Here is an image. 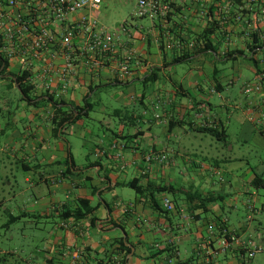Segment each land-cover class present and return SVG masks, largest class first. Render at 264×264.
Wrapping results in <instances>:
<instances>
[{
	"label": "crops",
	"instance_id": "obj_1",
	"mask_svg": "<svg viewBox=\"0 0 264 264\" xmlns=\"http://www.w3.org/2000/svg\"><path fill=\"white\" fill-rule=\"evenodd\" d=\"M253 12L255 18L251 12L244 18L263 33L264 1ZM203 21L174 12L167 25L173 31L164 38L174 40L176 31L196 33ZM149 27L114 31L116 55L131 49L144 64L135 62L125 81L115 83L105 70L97 78L84 72L64 98L80 106L89 85H122L125 91L111 97L143 116L135 125L121 120L97 135L78 120L55 131L50 104H34L40 97L20 100L14 110L0 107L6 116L0 123V164L20 161L32 173L24 178L31 191L16 220L53 222L42 248L30 252L29 264H264V193L253 183L264 177V161L251 164L245 154L229 153L235 143L264 146V38L259 37L262 47L251 50L246 25L216 31L213 49L192 54L184 60L189 67L178 69L182 61L162 58L160 37L156 40ZM15 68L9 63L0 74V88L12 95L18 91L10 80ZM152 70L154 80L145 82ZM255 81L260 90L245 93L246 83ZM97 91L88 94L92 111L111 115L116 108L108 111ZM16 116L24 122L21 129L14 125ZM203 128L222 133V138L211 134L213 153L204 149ZM70 134L83 141L79 162ZM219 142L226 152L217 149ZM151 150L165 154L166 162L146 161ZM204 197L211 198L205 205ZM164 198L172 210L163 207ZM89 207H94L90 214L80 215V208ZM221 226L249 245L213 255ZM253 247L256 252L248 257ZM14 254L0 250V261L7 264Z\"/></svg>",
	"mask_w": 264,
	"mask_h": 264
},
{
	"label": "built area",
	"instance_id": "obj_2",
	"mask_svg": "<svg viewBox=\"0 0 264 264\" xmlns=\"http://www.w3.org/2000/svg\"><path fill=\"white\" fill-rule=\"evenodd\" d=\"M264 0H136L134 16L150 20L149 33L159 37V29L168 24V16L177 12L181 17L204 18L203 26H214L216 31L242 29L247 33L258 32L255 25L244 18ZM102 0H0V53L7 64L15 65V74H25L31 91L47 92L54 98L64 99L70 86L78 82L84 72L97 78L102 71L118 81H125L136 62L142 60L133 50L117 56L114 43L118 36L102 25L95 12ZM181 40H165V46L193 52L201 46L197 34ZM144 65V64H143ZM260 90L258 81L248 82L244 92ZM160 119L159 114L154 115ZM146 161L166 162L163 153L148 151ZM163 207L172 210L169 199H163ZM221 235L213 255L232 251L245 243L234 232L221 226ZM256 247L248 252L253 257Z\"/></svg>",
	"mask_w": 264,
	"mask_h": 264
},
{
	"label": "rangeland",
	"instance_id": "obj_3",
	"mask_svg": "<svg viewBox=\"0 0 264 264\" xmlns=\"http://www.w3.org/2000/svg\"><path fill=\"white\" fill-rule=\"evenodd\" d=\"M135 5L136 0H102L98 10L99 21L112 32H120L122 26L131 30L141 26H149V19L134 16ZM229 65L231 64L229 63ZM175 66L178 69H186L189 67V62L182 61ZM125 89L122 85L103 87L98 89L95 97H101L106 102V106L110 108H107L108 111L112 108H121V105L111 97V94L116 91H125ZM14 92L15 94L12 95L0 88V107H8L12 110L16 108V103L21 101L18 91ZM6 100L10 102L7 105H5ZM21 106L19 105V108ZM120 117L110 114L100 115L90 111L87 116H82L79 121L91 133L102 135L109 133L105 129L106 126L109 125L110 128H115L121 121ZM4 118H6L5 114L0 113V123ZM23 124L24 122L19 121L16 116L14 125L21 129ZM90 135L86 134V139H89ZM204 135L205 137L202 138L204 149L206 152L213 153L215 148L210 146V143L215 139L210 133H204ZM67 138L71 142L72 152L79 162L83 157L82 138L76 134L67 135ZM222 148L224 152L227 151L223 146V142H219L217 149ZM229 153L232 157H237L240 153H243L251 164L257 163L259 159L264 161V146L254 147L252 144L235 143L233 150ZM28 174L32 173L23 169L20 161L14 162L12 166L0 164V250H11L15 253L8 257L7 264H29L31 261L30 252L36 248H42L43 240L48 237V231L53 223L45 219H42L41 222H31L28 216H21L16 221L7 222L11 215L17 216L27 203L29 191L31 190L24 178ZM8 182H11V184L7 185ZM259 191L261 194L264 193V186L260 187ZM55 220L57 219L55 218ZM0 264H4V262L0 261Z\"/></svg>",
	"mask_w": 264,
	"mask_h": 264
},
{
	"label": "trees",
	"instance_id": "obj_4",
	"mask_svg": "<svg viewBox=\"0 0 264 264\" xmlns=\"http://www.w3.org/2000/svg\"><path fill=\"white\" fill-rule=\"evenodd\" d=\"M254 14V18H255V13L251 12ZM172 17L171 14H169L168 16V21H171ZM177 23V21H175ZM168 25V24H167ZM173 31V27L172 28H168L167 26L164 27L163 29H159V37H160V44H159V49L162 55L163 59L166 58H170L171 62H179V61H184L188 58H190L192 56V54H200V53H204L207 49H213V41L211 40V36L213 34H215L216 29L214 26L208 27H201L199 29L198 32L193 34H197L198 38H199V42L200 45L199 47H197L196 50H194L193 52H189V51H185V50H179L177 49L176 45H173L171 48H167L165 46V40L166 38L165 35H167L166 31L169 30ZM193 34H191L190 32L188 33H182V32H178L176 31L174 34V39L175 38H180L181 40L185 41L184 39H186L187 37H191L193 36ZM259 35L256 32H253L250 35V39L248 40V47L249 49L253 50L254 48H260L263 46V44H261ZM4 62V66L2 68V70L0 71V74L4 73V70L7 66V61L6 59L3 57V55L0 53V67L2 66ZM150 76H152L150 78ZM154 71L152 70L150 72V74L144 78V81H150V80H154ZM11 81H14V83H16L20 90L22 91V94L19 92V99L20 100H26L27 102H29L31 99H37V98H41L39 101H36L34 104L37 103H48L50 104L51 108H52V114H51V122L53 125V128L55 129V131H57L59 128H63L66 126H69L70 124L75 123L76 121L80 120L82 118V116H87L89 114L90 111H92L94 103L92 102L91 97H88V94L91 91H96L100 88L103 87H107L109 85H111V82L109 84H97V85H89L88 86V90L87 93L85 95V100L83 102V104H81L80 106L77 105H73L71 102H67L66 100L62 99V98H54V96L50 93L47 92H41V93H36V92H32L31 91V86L30 84H28L25 81V74L19 75V74H15L14 75V80L10 79ZM120 81L116 80L115 83H118ZM26 96V98H24V96ZM45 97H48L47 99ZM76 112V113H75ZM112 116H118L121 118V120L125 121L126 123H130L135 125L136 122L138 121L139 117L140 119L143 118V116L141 114H138L136 116L133 115L132 111H128L126 110L125 107H121V108H116L112 111L111 113ZM203 131H206L212 135H215L218 138H222V133L220 131L215 130L214 128H203ZM253 183L256 186H264V177L262 176H258L256 178L253 179ZM138 188H136L137 190ZM211 198L210 197H204L201 198L200 201L202 204L205 205V203L210 202ZM205 202V203H204ZM80 203H88L87 200L82 199L80 201ZM94 210V207H89L87 208L85 211H82L80 208V215L86 216L88 214H90L92 211ZM18 218V216H14L11 219H9L8 223L13 222L14 220H16Z\"/></svg>",
	"mask_w": 264,
	"mask_h": 264
},
{
	"label": "water",
	"instance_id": "obj_5",
	"mask_svg": "<svg viewBox=\"0 0 264 264\" xmlns=\"http://www.w3.org/2000/svg\"><path fill=\"white\" fill-rule=\"evenodd\" d=\"M4 65V62H3V64H2V66ZM17 89L19 90V92L22 94V91L20 90V88H19V86L17 85ZM24 96V95H23ZM24 98H26V96H24ZM46 99L48 98V97H45ZM76 113V112H75Z\"/></svg>",
	"mask_w": 264,
	"mask_h": 264
}]
</instances>
